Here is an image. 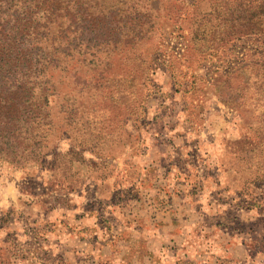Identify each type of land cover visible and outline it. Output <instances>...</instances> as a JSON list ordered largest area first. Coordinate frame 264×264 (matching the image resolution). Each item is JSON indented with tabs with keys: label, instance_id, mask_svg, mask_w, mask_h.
I'll use <instances>...</instances> for the list:
<instances>
[{
	"label": "rangeland",
	"instance_id": "rangeland-1",
	"mask_svg": "<svg viewBox=\"0 0 264 264\" xmlns=\"http://www.w3.org/2000/svg\"><path fill=\"white\" fill-rule=\"evenodd\" d=\"M60 4L74 43L49 103L61 136L41 165L0 163V240L18 264L48 263L49 232L125 191L158 134H202L224 186L264 199V0Z\"/></svg>",
	"mask_w": 264,
	"mask_h": 264
},
{
	"label": "crops",
	"instance_id": "crops-1",
	"mask_svg": "<svg viewBox=\"0 0 264 264\" xmlns=\"http://www.w3.org/2000/svg\"><path fill=\"white\" fill-rule=\"evenodd\" d=\"M201 137L151 138L126 190L110 184L96 210L64 218L39 264H264V199L228 190ZM9 247L0 240V264H18Z\"/></svg>",
	"mask_w": 264,
	"mask_h": 264
},
{
	"label": "trees",
	"instance_id": "trees-1",
	"mask_svg": "<svg viewBox=\"0 0 264 264\" xmlns=\"http://www.w3.org/2000/svg\"><path fill=\"white\" fill-rule=\"evenodd\" d=\"M60 12V0H0V163L14 168L41 165L61 136L50 134L49 103L74 43Z\"/></svg>",
	"mask_w": 264,
	"mask_h": 264
},
{
	"label": "built area",
	"instance_id": "built-area-1",
	"mask_svg": "<svg viewBox=\"0 0 264 264\" xmlns=\"http://www.w3.org/2000/svg\"><path fill=\"white\" fill-rule=\"evenodd\" d=\"M243 54H244L243 52H238V51H237V52L235 53V55H236L237 58H236V57H235V58H236V59H241V58L243 57Z\"/></svg>",
	"mask_w": 264,
	"mask_h": 264
}]
</instances>
